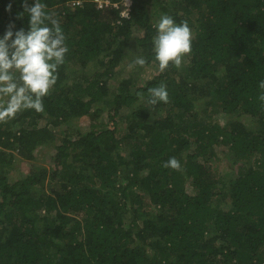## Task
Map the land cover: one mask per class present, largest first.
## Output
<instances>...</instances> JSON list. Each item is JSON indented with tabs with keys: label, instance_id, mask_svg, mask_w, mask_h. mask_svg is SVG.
I'll return each mask as SVG.
<instances>
[{
	"label": "trees",
	"instance_id": "trees-1",
	"mask_svg": "<svg viewBox=\"0 0 264 264\" xmlns=\"http://www.w3.org/2000/svg\"><path fill=\"white\" fill-rule=\"evenodd\" d=\"M41 2L69 51L44 111L0 122V264H264V0H132L128 17L121 0ZM23 4L0 0V38L29 29ZM162 14L194 33L164 71ZM161 83L169 102L152 106ZM51 144L49 166L11 183Z\"/></svg>",
	"mask_w": 264,
	"mask_h": 264
},
{
	"label": "clouds",
	"instance_id": "clouds-1",
	"mask_svg": "<svg viewBox=\"0 0 264 264\" xmlns=\"http://www.w3.org/2000/svg\"><path fill=\"white\" fill-rule=\"evenodd\" d=\"M24 12L28 14L29 29L13 30L9 25L0 38V122H7L24 109L44 111L43 98L53 90L58 80V68L65 62L69 49L60 21L46 11L47 5L41 0H34L29 5L24 0ZM11 11V5L8 6ZM49 22L51 26H49ZM153 51L161 71L170 64L179 68L184 58L192 51L194 33L187 21L176 23L173 17L162 14L154 25ZM147 60L137 55L129 68L143 67ZM16 73H19L18 77ZM258 87L264 89V80ZM148 103L152 106L169 102L167 85L161 83L149 90ZM264 101V94L259 96ZM165 168L181 170V164L175 157L163 164Z\"/></svg>",
	"mask_w": 264,
	"mask_h": 264
},
{
	"label": "rangeland",
	"instance_id": "rangeland-1",
	"mask_svg": "<svg viewBox=\"0 0 264 264\" xmlns=\"http://www.w3.org/2000/svg\"><path fill=\"white\" fill-rule=\"evenodd\" d=\"M131 57H126L125 60V64L123 67H125V69L129 70V67L127 65V62L130 60ZM140 74L142 75V78H147L148 75L152 74V70H143L142 72H140ZM3 102L6 101V98L2 99ZM217 118H221L223 120L222 123L225 122L226 119H224L221 115H216ZM89 123V119L88 118H82L78 121V124H80V126L85 129L87 128ZM63 131V129H62ZM62 134V133H61ZM53 144L49 145V146H42L39 147L38 149L35 150V158L36 160L34 162H30V161H14L12 164V168L9 171V173L7 174L9 177V180L11 181V183L14 182V180H16L18 177H23L28 173V170L30 169L32 164H38V165H45V166H49L50 165V158L51 155L53 154ZM225 161H223V163L221 164V169H224V167L226 168V163H224Z\"/></svg>",
	"mask_w": 264,
	"mask_h": 264
},
{
	"label": "built area",
	"instance_id": "built-area-1",
	"mask_svg": "<svg viewBox=\"0 0 264 264\" xmlns=\"http://www.w3.org/2000/svg\"><path fill=\"white\" fill-rule=\"evenodd\" d=\"M93 2L97 4L98 6H107V5L112 4L111 0H93ZM131 3H132V0H121V5H122V8H120L121 17H128L129 12H130ZM76 4H79V1L76 2ZM112 5L115 7H119L117 3H113Z\"/></svg>",
	"mask_w": 264,
	"mask_h": 264
}]
</instances>
